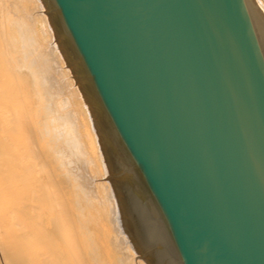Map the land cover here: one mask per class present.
Here are the masks:
<instances>
[{"label": "water", "instance_id": "obj_1", "mask_svg": "<svg viewBox=\"0 0 264 264\" xmlns=\"http://www.w3.org/2000/svg\"><path fill=\"white\" fill-rule=\"evenodd\" d=\"M147 264H264L255 0H40Z\"/></svg>", "mask_w": 264, "mask_h": 264}, {"label": "bare ground", "instance_id": "obj_2", "mask_svg": "<svg viewBox=\"0 0 264 264\" xmlns=\"http://www.w3.org/2000/svg\"><path fill=\"white\" fill-rule=\"evenodd\" d=\"M0 264H147L40 0H0Z\"/></svg>", "mask_w": 264, "mask_h": 264}, {"label": "rangeland", "instance_id": "obj_3", "mask_svg": "<svg viewBox=\"0 0 264 264\" xmlns=\"http://www.w3.org/2000/svg\"><path fill=\"white\" fill-rule=\"evenodd\" d=\"M255 2H256V5L259 4L258 0H255ZM257 6H259L258 8H260V5H257ZM260 9H261V8H260ZM262 11H263V10H262ZM263 13H264V11H263Z\"/></svg>", "mask_w": 264, "mask_h": 264}]
</instances>
